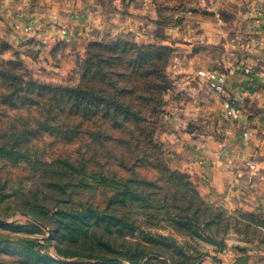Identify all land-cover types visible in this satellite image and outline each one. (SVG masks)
<instances>
[{
    "label": "rangeland",
    "instance_id": "obj_1",
    "mask_svg": "<svg viewBox=\"0 0 264 264\" xmlns=\"http://www.w3.org/2000/svg\"><path fill=\"white\" fill-rule=\"evenodd\" d=\"M167 1L153 2L155 12L148 8L144 14L139 13L137 30L127 32L114 31L116 22L110 13L122 11L124 18L131 5L134 10L144 7V0L90 1L94 11L106 14V29L110 31L100 30L97 23H93L89 32L91 39L82 45L75 44L72 50L62 46L52 49L49 57L57 63L51 71L45 65L37 66L35 61L40 56L45 58L43 50L37 46L27 42L16 55L0 48V69L10 72L7 76L0 73V145L20 150V153L0 151V264H64L62 261L264 264V211L211 206L204 197L209 204L202 200L201 206L193 191L184 186L178 172L172 174L176 186L172 188L173 195L165 194L164 181L168 175L167 170L162 169L169 162L157 137L162 125H158L155 132V142L164 150V155L141 137L146 145L140 152L146 160L134 174L116 164L111 167L115 168V174L102 171L98 165L91 169L94 165L87 162L93 173L89 170L85 173L73 170L65 160L69 158L79 164L82 154L88 152L85 155L89 158L92 151L104 148L105 139L99 136V129L111 121L100 116L91 118L90 109L78 111L74 108L67 116L57 119L50 111L49 101H39L42 99L38 98L37 83L74 86L84 76L85 85L90 88L96 84L97 76L107 83L110 72L118 68L121 73L125 66L130 76L140 79L136 92L141 98L128 96L130 100L124 98L122 102L147 120L157 107L155 101L146 98L153 90L154 67L159 65L166 70L159 94L160 104H166V112L168 103L184 101L180 97L187 90L181 83L185 76H193L197 70L196 79L207 86L200 71L208 69L194 66L190 73L185 71L188 64H184V44L190 43L188 38H196V31L184 23L185 15L167 12V6L179 7L178 3H172L174 0L168 5ZM137 64L143 65L150 75L144 74L143 69L136 74L133 67ZM118 73L113 72L112 78L125 86L124 78ZM103 106L105 102L99 105L102 110ZM82 124L90 125L92 135L88 129H82ZM118 124L122 128L138 125L152 128L145 120L124 114ZM125 133L119 139L129 138ZM94 173L107 175L122 184L129 183L131 189L101 182L94 178ZM144 179L157 184L147 187L150 195L141 187ZM180 186H184L182 190ZM183 191L185 200L181 196ZM189 206L192 209H188ZM197 207L202 212L195 216ZM59 212L74 216L68 218L71 229L61 230L57 226ZM185 219V224L175 223V220L185 222ZM77 247L92 255H73Z\"/></svg>",
    "mask_w": 264,
    "mask_h": 264
},
{
    "label": "crops",
    "instance_id": "obj_2",
    "mask_svg": "<svg viewBox=\"0 0 264 264\" xmlns=\"http://www.w3.org/2000/svg\"><path fill=\"white\" fill-rule=\"evenodd\" d=\"M76 1L0 0L1 50L20 54L28 42L43 50L45 58L40 56L37 66L51 71L57 63L49 57L52 49L82 45L91 39L95 23L110 31L106 14L94 11L92 0ZM144 1L146 7L134 10L131 5L124 18L122 11L110 13L115 32L137 30L139 13L154 11L156 0ZM171 7L167 12L185 15L184 23L196 31V38L184 44L185 71L194 66L223 71L227 90H211L207 78L208 87L196 79L197 70L186 74L181 82L187 88L180 97L184 101L168 103L157 134L168 164L188 173L214 206L264 211V0H197L190 7ZM225 97L239 105V118L226 114Z\"/></svg>",
    "mask_w": 264,
    "mask_h": 264
},
{
    "label": "trees",
    "instance_id": "obj_3",
    "mask_svg": "<svg viewBox=\"0 0 264 264\" xmlns=\"http://www.w3.org/2000/svg\"><path fill=\"white\" fill-rule=\"evenodd\" d=\"M176 1V2H175ZM191 2H187L186 0H174L175 3L179 4V7L187 6L186 4H193L197 0H190ZM184 2V3H183ZM145 64V63H143ZM99 66V64L97 63ZM156 66V64H154ZM113 72L119 71V76H122L124 78V85L121 86L117 80L112 78V73L108 74L109 79L107 83H104L101 79V76L98 77L97 75H100V69H97V72L99 70V73L96 75V84L94 86H90V88L85 85L84 82V76L82 77V80L79 84L74 86L69 85H52V84H42L37 83L38 86V98L42 99L39 101H49L50 111L52 112V115H54L57 119L63 118L70 114L72 112V108L75 110L81 111V110H89L91 112V118L100 116V118H107V121L111 124H105L104 126L99 129V136L104 138V148H101V150H95L92 151L90 154V157H86V153L82 154V162L77 164L73 162L71 159H66L65 161L68 162V164L72 165L73 170L85 172L89 170L91 172L92 170L89 169V164L92 163L94 165L91 169H96L97 165L103 169L102 171L111 172V174L115 171V168H111L113 165L116 164L117 166L130 170L131 174L135 173V170L140 167L141 164L144 163L146 160L145 155H142L140 152L141 149H144V145L151 144L154 149L158 148L159 153L164 155V150H160L158 143L155 142V132L158 128V125H162L163 121V115L166 114L165 111V105L160 104L159 100V94L160 90L162 88V85L160 84L162 79L166 78L165 69L160 68L159 65L157 67H154L152 70V74L154 76V85L150 91V95L147 98L150 102L155 101L157 107L153 108L151 111V115L149 116V119H143L139 112H133L129 108L124 106V103L122 102V99H128V96H131L132 99L139 100L141 98V95H139L136 91H138V77L130 76L131 74L127 73V68L124 66V70L121 71L118 68H115ZM144 70V74L150 75V72L143 66L137 64L135 67H133V70L139 72L140 70ZM0 73L2 76L10 75L9 71L3 70V68L0 69ZM106 74V73H105ZM121 74V75H120ZM142 74V73H141ZM165 74V75H164ZM102 75V74H101ZM14 76V74H13ZM16 76V75H15ZM20 78V77H19ZM153 81V80H152ZM135 83V84H134ZM158 84V86H157ZM132 86L134 89H132ZM124 87V88H123ZM108 90V91H106ZM135 91V92H134ZM108 93V94H106ZM118 99V100H117ZM130 100V98H129ZM105 102V106H103L104 110H102L99 105ZM98 103V104H96ZM112 107H114V110H112ZM141 113V112H140ZM129 115L131 118H136L137 120H145L147 124L151 125L152 128H148L147 126L138 125L134 128H122L121 125L118 124V120L120 119L121 115ZM162 114V117L160 118V115ZM60 122V121H59ZM160 123V124H159ZM66 132H68L69 128L66 127ZM82 129L84 130H92L90 125L87 127L82 124ZM147 129V132L145 133V130ZM125 131L129 134V138H121L125 136ZM120 132L123 134L122 136H117L116 134ZM91 134V132H90ZM92 135V134H91ZM141 137L147 139L146 143L144 140L141 139ZM109 146V147H108ZM108 147V148H107ZM162 147V145H161ZM0 151H6V152H14V153H20V150H15L13 148H10L7 146V144L0 145ZM76 159V158H75ZM79 159L77 158V161ZM64 161V162H65ZM87 162V163H86ZM163 171L167 172L168 177L165 179L166 183V193L165 194H172V188L175 186L174 182L172 181V174L174 172H178L181 177L183 178L184 186L188 188L189 190H192L193 193L196 195V199L200 201V204L202 206V203L205 199L201 196V194L198 192L196 185L191 179V176L186 172H181L178 170H173L170 165L167 163L165 167L162 169ZM88 172V173H89ZM94 178L100 180L101 182H109L115 185H123L127 190L131 189V186L129 183L122 184L118 180L109 177L104 174L94 173ZM141 181H139L140 183ZM157 185L153 180L144 179L141 182V187L145 191H147L146 195H150L151 192L147 190V187L152 186L154 187ZM184 186H180L181 190ZM159 187V186H157ZM176 187V186H175ZM142 194H145L144 191L141 190ZM181 196L183 195V200L186 198L185 192H181ZM155 194V193H154ZM172 198V196H170ZM203 200V201H202ZM175 201V200H174ZM206 201V200H205ZM204 201V202H205ZM206 204H209L207 201ZM212 206V204H209ZM208 205V206H209ZM200 206V207H201ZM214 206V205H213ZM188 208V207H187ZM223 208V207H222ZM188 209H192L190 206ZM198 210L195 211V216L198 212H202V209L197 207ZM207 209V207H206ZM91 214V213H90ZM101 214V213H97ZM59 221L57 222V226L61 230H69L71 229V226L68 223L69 216L74 217L69 212H59ZM74 219V218H72ZM66 221V222H64ZM187 220L185 219V222H180V220H175V223L177 224H185ZM83 249V248H82ZM68 253V252H65ZM72 254L75 256H91L92 254L89 252H85L84 250H81L79 247L76 248V250L72 251ZM64 264H94L89 261H62Z\"/></svg>",
    "mask_w": 264,
    "mask_h": 264
},
{
    "label": "built area",
    "instance_id": "obj_4",
    "mask_svg": "<svg viewBox=\"0 0 264 264\" xmlns=\"http://www.w3.org/2000/svg\"><path fill=\"white\" fill-rule=\"evenodd\" d=\"M200 74L207 78L210 88L220 94H225L227 90V75L224 72H216L209 70H201ZM223 106L226 114L233 119H237L240 116L239 105L231 98L225 97ZM248 133L245 132V135Z\"/></svg>",
    "mask_w": 264,
    "mask_h": 264
}]
</instances>
